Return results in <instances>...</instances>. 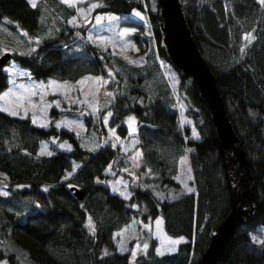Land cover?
<instances>
[{"label": "trees", "instance_id": "1", "mask_svg": "<svg viewBox=\"0 0 264 264\" xmlns=\"http://www.w3.org/2000/svg\"><path fill=\"white\" fill-rule=\"evenodd\" d=\"M96 2L94 11L144 9L153 46L140 64L110 55L93 43L67 52L65 45L72 39L68 33H75L70 25L65 27L68 32L63 29L56 36L41 38L29 52H10V57L36 79L75 78L87 72L107 78L101 87L99 98L104 103L98 106L96 120L79 107L51 104L47 124L39 125L27 115L0 109V170L5 174L0 180L7 188L6 193H0V237L7 233L24 247L26 260L17 261L13 251L1 247L0 257L8 264H196L230 203L228 178L206 103L189 78L182 88L185 112L198 133L189 136V126L180 124L165 80L155 72L159 68L155 56H160L178 71L180 83L188 75L180 72L165 52L157 0L154 8L146 0ZM179 4L189 33L215 77L248 165V173L239 177L238 186L240 203L250 211L236 225L213 264H264V238L252 236L264 226V3L179 0ZM59 5L64 15L74 8L61 1ZM38 13L37 5L33 7L28 0H0V18L13 20L25 31L37 29ZM248 34L250 40L245 38ZM203 45L213 60L202 55ZM151 78L153 84L146 88ZM5 85L6 73L0 69V90ZM76 113L93 133L100 130L103 135L111 129L115 141L100 138L88 148L79 143L73 131L53 124L61 114ZM127 114L132 115L131 123L125 120ZM128 123L134 124L130 133L137 138L139 155L132 169L116 167L126 176L128 195L122 196L109 189L103 168L107 162L113 163L112 167L122 164L118 158L123 152L116 140L128 135ZM51 137L66 141L68 146L37 153L39 143ZM183 150L192 191L182 189L172 176ZM72 161L77 165L64 176ZM238 170L235 162L234 171ZM69 185L81 188V195L75 196ZM138 212L142 219L159 214L164 231L184 239L176 243L174 251L163 254L154 250L155 241L149 239L147 247L129 261L128 251L117 249L112 230Z\"/></svg>", "mask_w": 264, "mask_h": 264}, {"label": "rangeland", "instance_id": "2", "mask_svg": "<svg viewBox=\"0 0 264 264\" xmlns=\"http://www.w3.org/2000/svg\"><path fill=\"white\" fill-rule=\"evenodd\" d=\"M59 1L65 4L74 5L73 11L63 14L64 9L59 5ZM70 0V3L64 0H35L39 13L37 17V29L33 32L25 31L19 27L13 20L6 17L0 18V52L9 50L10 52H29L34 49L41 38L48 36H56L60 30L65 27L72 26L75 33L69 32L71 40L65 45L67 52L78 50L82 47L83 41L88 44L93 43L99 47L107 49L110 55L115 54L123 58L131 64H140L144 61L145 52H149L153 46L150 24L148 22L145 10L131 8L126 13H114L110 11H94L93 6L97 4L96 0ZM143 1V0H141ZM150 8H154V0H146ZM156 1V0H155ZM29 2V0H28ZM30 5H32L29 2ZM158 4V3H157ZM139 13V15H136ZM129 19L137 20L140 25L131 23ZM63 20V22H62ZM66 20V21H65ZM9 21V22H8ZM64 24V25H63ZM82 27V29L79 28ZM68 29V28H67ZM66 30V29H65ZM66 32H68L66 30ZM132 32H137L133 34ZM202 55L213 58L209 55L205 45H203ZM158 63L159 72L165 80L170 96L177 109L180 124H188L189 136H197V130L192 123L191 117L185 112V101L183 94V85L190 78L189 75L183 78L182 83L179 80L178 71L164 58L155 56ZM6 73V85L0 90V109L11 114L27 115L31 122L39 125H46L49 120L47 108L49 105L56 107H77L92 114V118L96 120L98 106L104 103L99 98L101 87L106 80V76L100 73H83L75 78H55L46 77L44 79H36L29 75L27 69L16 63L13 58L9 57L0 67ZM107 70V69H106ZM152 82H146V88H151ZM132 115L127 114L125 120L131 123L129 118ZM133 120V118H132ZM97 123V122H96ZM128 123V135L122 139L117 138L120 152H123L118 160L122 162L123 170L132 169L133 150H128L131 146L133 137H128L132 133L131 124ZM54 125H62L73 131L79 143L88 148L97 143L98 139L105 138L115 141L112 130L107 128L102 135L91 132L84 123L80 113L61 114L53 119ZM98 126V124H96ZM88 130H87V129ZM66 141H56L53 137L39 143L37 153L49 152L52 148H66ZM185 149V148H184ZM117 160V159H116ZM136 164L138 159H136ZM135 163V160H134ZM77 165L76 161H72L71 166L65 169L64 176L70 174ZM103 170L107 172L104 179L110 190L123 191L126 180L125 174L116 170V166L112 167L108 162ZM0 176H5L0 170ZM173 178L178 181L184 190L193 189L190 183L191 173L190 167L186 159V153L183 150L177 159L176 167L172 174ZM126 187V185H125ZM7 192L6 182L0 180V193ZM135 206V203H131ZM160 221V223H157ZM115 237L117 249L128 251V260L131 261L133 253L142 252L145 249L149 239H154V250L156 252L169 251L174 249L176 243L184 239L182 235H170L164 231L161 224V217L156 214L150 219H142L140 213H134L128 221L119 225L112 230ZM256 240L264 238V226L252 233ZM0 247L5 251H13L17 257V261L24 262L26 260L25 249L18 246L7 233H3L0 237ZM0 264H8L4 257H0Z\"/></svg>", "mask_w": 264, "mask_h": 264}, {"label": "water", "instance_id": "3", "mask_svg": "<svg viewBox=\"0 0 264 264\" xmlns=\"http://www.w3.org/2000/svg\"><path fill=\"white\" fill-rule=\"evenodd\" d=\"M161 30V42L169 60L193 80L199 95L204 99L210 120L218 137L219 151L229 183L230 203L223 216L215 224L204 248L201 250L196 264H213L222 252L226 241L236 225L247 215L250 208L240 203L238 179L248 173L247 160L244 157L239 138L233 132L225 112V108L215 84V77L210 71L183 18L179 0H157ZM10 57L9 50L0 52V66ZM237 162L239 170L234 171ZM71 192L79 197L82 189L69 185Z\"/></svg>", "mask_w": 264, "mask_h": 264}, {"label": "crops", "instance_id": "4", "mask_svg": "<svg viewBox=\"0 0 264 264\" xmlns=\"http://www.w3.org/2000/svg\"><path fill=\"white\" fill-rule=\"evenodd\" d=\"M131 128H132V130L134 129V124H132V126H131ZM129 138L130 137H133V140H132V142H131V146L128 148V150H133V158H134V160H135V163H134V160H132V166H136V159H138V155H137V153H138V149H137V146H136V141H137V138H136V136L134 135V134H131L130 136H128ZM108 164V162L105 164V165H107ZM111 166L113 165V163H111L110 164ZM122 164L120 163L119 165H117L116 164V167H118V168H120V169H123V167L121 166ZM123 183H124V188L125 189H123V191L124 192H126V195L124 194V193H120L119 191H116V193H118V194H120V195H122V196H127L128 195V190H127V188L125 187V185H126V180H123ZM115 191V190H114Z\"/></svg>", "mask_w": 264, "mask_h": 264}, {"label": "snow or ice", "instance_id": "5", "mask_svg": "<svg viewBox=\"0 0 264 264\" xmlns=\"http://www.w3.org/2000/svg\"><path fill=\"white\" fill-rule=\"evenodd\" d=\"M29 2L32 4L33 7L36 6L35 0H29ZM64 2L70 3V0H64ZM261 3H264V0H261ZM70 6H72L71 3H70ZM94 7H95V5H94ZM136 15H139V13H136ZM245 38L250 40L251 39V34H248V36H246ZM109 115H111V114L109 113ZM129 119H130V121H132V118H129ZM133 131H134V129H133ZM49 155H51V153H49ZM137 155H139V153H137ZM189 191H192V189H189ZM157 223H160V221H158ZM89 226H91V220H89ZM172 243H178V241H172ZM146 247H147V245H145V248ZM174 250L175 249H170V251H174ZM160 254H163V253L161 252ZM133 255L135 256V253H133Z\"/></svg>", "mask_w": 264, "mask_h": 264}]
</instances>
